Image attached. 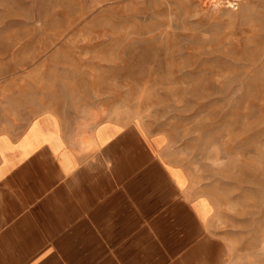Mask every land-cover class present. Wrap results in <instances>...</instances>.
<instances>
[{"label": "rangeland", "instance_id": "obj_1", "mask_svg": "<svg viewBox=\"0 0 264 264\" xmlns=\"http://www.w3.org/2000/svg\"><path fill=\"white\" fill-rule=\"evenodd\" d=\"M0 91L162 133L220 229L263 231L264 0H0Z\"/></svg>", "mask_w": 264, "mask_h": 264}, {"label": "crops", "instance_id": "obj_2", "mask_svg": "<svg viewBox=\"0 0 264 264\" xmlns=\"http://www.w3.org/2000/svg\"><path fill=\"white\" fill-rule=\"evenodd\" d=\"M107 112L0 91V264H264V206L220 229L164 135Z\"/></svg>", "mask_w": 264, "mask_h": 264}, {"label": "bare ground", "instance_id": "obj_3", "mask_svg": "<svg viewBox=\"0 0 264 264\" xmlns=\"http://www.w3.org/2000/svg\"><path fill=\"white\" fill-rule=\"evenodd\" d=\"M234 3V2H233ZM233 3H231L233 5ZM23 12V11H22Z\"/></svg>", "mask_w": 264, "mask_h": 264}]
</instances>
